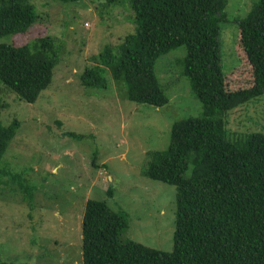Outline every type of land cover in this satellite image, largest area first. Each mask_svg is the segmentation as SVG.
<instances>
[{"label":"rangeland","instance_id":"obj_1","mask_svg":"<svg viewBox=\"0 0 264 264\" xmlns=\"http://www.w3.org/2000/svg\"><path fill=\"white\" fill-rule=\"evenodd\" d=\"M30 1L39 20L0 42L21 46L51 36L60 54L50 85L34 103L0 83V123L18 121L0 161V263L82 264L88 199L104 201L126 217L121 240L171 252L175 187L142 172L151 152L167 148L175 122L202 113L183 75L185 46L155 61L168 102L160 107L131 102L108 72L105 88H85L79 81L104 46L115 47L134 32L130 0ZM254 1L227 0L219 23L220 64L230 91L253 84L238 21ZM226 129L233 136L264 134V96L229 111Z\"/></svg>","mask_w":264,"mask_h":264},{"label":"trees","instance_id":"obj_2","mask_svg":"<svg viewBox=\"0 0 264 264\" xmlns=\"http://www.w3.org/2000/svg\"><path fill=\"white\" fill-rule=\"evenodd\" d=\"M226 5L227 0H130L134 32L115 47L104 46L81 73L85 88H105L108 72L124 85L129 101L160 107L168 98L155 61L185 46L183 75L202 106L200 116L171 126L167 148L151 152L142 172L175 187L172 251L121 240L126 217L88 199L82 264H264V134L233 136L226 129L229 111L264 96V0H255L238 21L253 84L234 91L227 90L220 64L219 23ZM38 20L30 0H0V39L25 33ZM59 54L51 36L21 46L0 42V83L34 103L50 85ZM17 127V120L0 123V161Z\"/></svg>","mask_w":264,"mask_h":264}]
</instances>
